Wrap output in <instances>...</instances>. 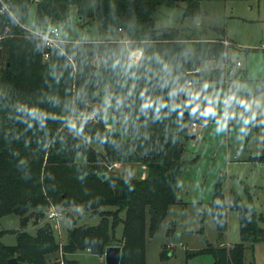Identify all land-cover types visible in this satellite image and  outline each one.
<instances>
[{
  "label": "trees",
  "instance_id": "1",
  "mask_svg": "<svg viewBox=\"0 0 264 264\" xmlns=\"http://www.w3.org/2000/svg\"><path fill=\"white\" fill-rule=\"evenodd\" d=\"M186 2L184 16L198 17L200 0ZM176 4L0 0V217L16 214L25 228L33 214L38 225L52 208L81 206L102 218L97 227L73 229L65 245L57 242L49 222L35 236L20 232L16 246L0 242V264L11 259L51 264L53 256L85 249L104 257L110 246L123 247L121 264H146L147 236L156 234L178 200L185 140L193 135L189 127L209 122L191 113L187 84L222 85L232 68L227 39L194 41L181 28L156 27L154 14ZM33 5L38 31L67 23L74 7L84 26L97 21L108 38L48 48L26 28ZM4 6L8 10L2 13ZM136 52L141 57L133 62ZM207 61L217 67L204 70ZM263 88L264 80L259 91ZM106 113L114 116L113 127L106 126ZM261 124L264 129V119ZM257 161L264 162V154ZM117 164L138 165L147 174L124 178ZM222 185L219 179L211 210L217 229L226 232ZM229 198L240 216L241 243L198 253L213 255L214 264H247V245L264 241L259 224L264 217L236 192ZM119 224L120 239L114 233ZM167 258L163 252L162 260Z\"/></svg>",
  "mask_w": 264,
  "mask_h": 264
},
{
  "label": "rangeland",
  "instance_id": "2",
  "mask_svg": "<svg viewBox=\"0 0 264 264\" xmlns=\"http://www.w3.org/2000/svg\"><path fill=\"white\" fill-rule=\"evenodd\" d=\"M187 6L186 0H177L175 7L160 8L153 16L156 27L181 28L184 36L194 41L227 39L226 44H230L228 58L233 65L229 63L232 68L224 84L207 83L203 91L189 89L193 97L191 113L204 116L209 122H199L197 128L189 127L196 139L185 140L186 163L179 177L178 200L169 208L156 234L147 236L146 264H214L213 255L198 252L211 246L229 248L240 244V216L230 208L231 191L236 192L248 207L253 205L256 215L264 217V162L257 161L264 154L261 124L264 88L259 91L264 80V0H200L198 17H185ZM35 12L36 5H33L26 25L30 31L36 30ZM57 27L66 41L93 42L108 38L99 22L91 21L84 26L74 7L69 21ZM140 57L133 53L130 60L137 62ZM237 62L241 66L237 67ZM216 67L214 61L204 62L202 66L204 70ZM223 99L227 103H223ZM104 122L109 127L116 124L110 113L105 114ZM89 142L100 149L94 142ZM77 159L83 162L84 158L78 155ZM114 167L128 179L143 178L147 174L145 168L140 169L134 164ZM219 179L223 181L227 202L226 232L217 229L211 210ZM53 210L58 212L54 220L49 218ZM33 215L25 228L16 214L0 217V242L16 246L20 232L35 236L38 228L49 222L57 242L65 245L69 243L73 229L97 227L102 220L100 215L81 206L52 208L38 225L36 214ZM121 217L124 218V213ZM259 224L264 229V221ZM114 233L120 239L123 225L119 224ZM163 252L167 259L162 260ZM60 257L53 256L50 263L57 264ZM63 258L75 264H106L105 257L89 249L78 250ZM246 259L247 264H264V241L249 243Z\"/></svg>",
  "mask_w": 264,
  "mask_h": 264
},
{
  "label": "built area",
  "instance_id": "3",
  "mask_svg": "<svg viewBox=\"0 0 264 264\" xmlns=\"http://www.w3.org/2000/svg\"><path fill=\"white\" fill-rule=\"evenodd\" d=\"M6 10H8V8L6 6H4L1 12L4 13V11H6ZM32 33L35 35V37H37L38 39L44 41L48 48L57 47V46H60V44L66 42V40L64 38H62V36L60 34V31H59V28L57 26H54V27L50 28L47 31L33 30ZM134 54H135L136 57H140L141 56L140 52H136ZM45 57H47V54H46ZM236 66L237 67L241 66L240 62H237ZM187 88H188V90L194 88V84L188 83L187 84ZM222 102L223 103H227V100L223 99ZM93 119H95V116H93ZM192 126H193V128H197L198 124L194 123ZM115 166L117 167L118 165H115ZM57 216H58V212H56L54 210L49 213V218L50 219L54 220V219L57 218ZM89 251L91 252V249H89ZM57 264H65L62 256H61V260H58Z\"/></svg>",
  "mask_w": 264,
  "mask_h": 264
},
{
  "label": "water",
  "instance_id": "4",
  "mask_svg": "<svg viewBox=\"0 0 264 264\" xmlns=\"http://www.w3.org/2000/svg\"><path fill=\"white\" fill-rule=\"evenodd\" d=\"M194 88H197L200 91L204 90V86L201 84H196ZM99 108V105H94L92 106V110H97ZM192 140L196 139V136L191 137ZM122 252H123V247L122 246H110L107 247L105 250V260L106 264H121L122 261ZM9 264H17L16 259H11L9 261Z\"/></svg>",
  "mask_w": 264,
  "mask_h": 264
}]
</instances>
